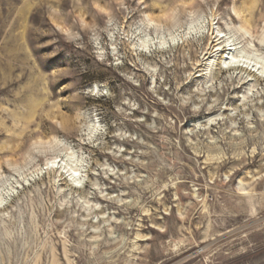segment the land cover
I'll return each mask as SVG.
<instances>
[{"label":"rangeland","instance_id":"rangeland-1","mask_svg":"<svg viewBox=\"0 0 264 264\" xmlns=\"http://www.w3.org/2000/svg\"><path fill=\"white\" fill-rule=\"evenodd\" d=\"M263 33L264 0H0V264H264Z\"/></svg>","mask_w":264,"mask_h":264},{"label":"bare ground","instance_id":"bare-ground-1","mask_svg":"<svg viewBox=\"0 0 264 264\" xmlns=\"http://www.w3.org/2000/svg\"><path fill=\"white\" fill-rule=\"evenodd\" d=\"M238 16H239V25L237 27V31L240 32V35H241L240 38L253 37L252 30H251V22H252L253 17H251V16L248 17V15L245 14L244 9L238 13ZM147 17H148V20L153 21L150 16L147 15ZM221 36H222V32L219 31V35L216 36V38H217V44L215 46L216 49L212 52V56L206 59L207 60L206 61L207 63L205 64V66H207L208 64H212V59L213 58H216V56L213 55V54H215L216 52H218L221 49V44L224 42L223 41L221 43V40H222ZM223 38H224V36H223ZM260 41L261 42H264V33L262 34V36L260 38ZM227 42H228V46L229 47H224V51H223L224 54L227 53L228 51H230L229 52L230 57L233 60H235V59L237 60L238 59V56L236 55V53L234 52V50L236 49V45H237L238 41L235 40L233 37H229L228 40H227ZM143 44H146V42H143ZM224 54L222 55L221 60H220V63H219V66H220L221 69H222V66H223L221 62L225 59V55ZM240 58H241V56H240ZM246 58H247L246 61L237 60V63L238 64L235 63L233 65L234 68L236 70L244 71V72L248 73L249 75H256L255 74V70L253 68H255V69L258 68V65L260 63L262 64V62H264V61L260 62L257 59L250 58L249 56H247ZM242 61L244 63L241 65L240 63ZM225 63H227V61H225ZM250 65H252L253 68L250 69L249 68ZM263 69H264V65H263ZM60 162L61 161H57V159H54L53 161L49 162L48 169L49 168H51V169L58 168V166L56 164L57 163H60ZM72 172L73 173L70 174V177H74V178H72V180L75 182L78 179L77 169L72 170ZM75 175H77V176L75 177ZM239 186H240L241 189H244V184H243L242 181H240ZM0 200L3 201V198L0 197Z\"/></svg>","mask_w":264,"mask_h":264},{"label":"snow or ice","instance_id":"snow-or-ice-1","mask_svg":"<svg viewBox=\"0 0 264 264\" xmlns=\"http://www.w3.org/2000/svg\"><path fill=\"white\" fill-rule=\"evenodd\" d=\"M141 2H142V0H141ZM101 11H103V9H101Z\"/></svg>","mask_w":264,"mask_h":264}]
</instances>
